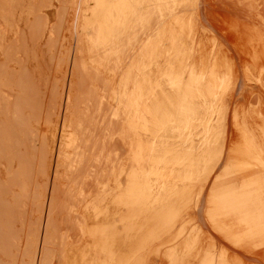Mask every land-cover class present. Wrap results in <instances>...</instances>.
Returning <instances> with one entry per match:
<instances>
[{"label": "rangeland", "instance_id": "obj_1", "mask_svg": "<svg viewBox=\"0 0 264 264\" xmlns=\"http://www.w3.org/2000/svg\"><path fill=\"white\" fill-rule=\"evenodd\" d=\"M0 264H264V0H0Z\"/></svg>", "mask_w": 264, "mask_h": 264}, {"label": "crops", "instance_id": "obj_2", "mask_svg": "<svg viewBox=\"0 0 264 264\" xmlns=\"http://www.w3.org/2000/svg\"><path fill=\"white\" fill-rule=\"evenodd\" d=\"M244 225H246V224H244ZM248 225V224H247ZM244 228H247L246 226H244Z\"/></svg>", "mask_w": 264, "mask_h": 264}]
</instances>
